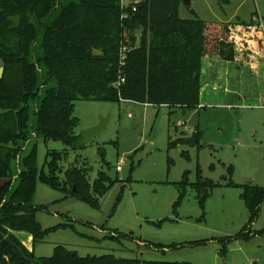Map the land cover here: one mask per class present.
<instances>
[{"label":"rangeland","instance_id":"obj_1","mask_svg":"<svg viewBox=\"0 0 264 264\" xmlns=\"http://www.w3.org/2000/svg\"><path fill=\"white\" fill-rule=\"evenodd\" d=\"M70 1L76 0H60L45 21L51 22ZM193 13L208 22L230 18L249 22L253 16L255 23L264 25V0H192L191 7L181 4L182 18H193ZM40 37L30 56L37 63L41 86L32 108L45 86L55 84L53 79L45 83L47 68L40 60ZM237 46L240 49H236L234 60L220 56L203 59L201 104L195 109L79 99L74 115L80 121L76 133L81 135L79 144L83 148L72 150L61 141L31 138L23 154L36 141L40 169L48 150L56 149L68 152L62 161L64 168L78 163L89 167L91 180L100 170L119 178L101 198L100 208L76 197H65L38 180L32 204L46 209L37 211V220L44 228L67 223L75 230L52 231L40 242L28 239L32 236L28 231L12 230L34 251V260L51 256L56 246L63 245L82 256L114 254L148 261L264 264V235L229 242L220 239L237 235L250 224L248 208L241 198L242 187L237 185L264 186V101L258 99L264 84L262 80L256 82L245 62L251 55L249 45ZM236 52H241L240 60ZM102 117H108L107 127L85 141L82 131L98 124ZM244 162L250 164L249 178L238 166ZM18 167L16 164L17 173ZM185 172L190 183H195L201 173L214 185L205 187L200 197L188 185L176 214V183L183 180ZM18 182L13 179L10 192ZM119 194L122 198L118 202ZM263 228L264 202L248 229ZM114 233L119 237L111 238ZM202 239L209 241L166 252L154 247Z\"/></svg>","mask_w":264,"mask_h":264},{"label":"trees","instance_id":"obj_2","mask_svg":"<svg viewBox=\"0 0 264 264\" xmlns=\"http://www.w3.org/2000/svg\"><path fill=\"white\" fill-rule=\"evenodd\" d=\"M59 1L0 0V67H4L0 77V177L9 179L0 189V264H196L114 254L82 256L63 245L56 246L51 256L34 260V251L12 230L28 231L34 242L44 241L50 232L61 228L75 230L73 224L67 223L44 228L37 220V211L46 209L32 204L38 180L63 192L65 197H76L100 208L101 198L119 178L100 170L91 180L89 167L78 163L64 168L62 161L68 152L56 149L48 150L40 169L36 141L29 151H23L33 136L61 141L72 150L83 148L79 144L81 135L76 133L80 121L74 115L79 99L133 101L183 109L199 107L203 59L225 58L231 46L243 42L239 34L253 24L251 46L264 52V28L253 19L240 21L243 28L235 29L232 23L208 22L196 13L193 18H182V0H126L124 5L122 0H76L63 5L59 14L46 22ZM17 15L21 17L20 24L9 20ZM40 35V60L47 68L45 83L53 79L55 84L45 86L32 108L41 86L37 63L30 56ZM122 77L125 80L120 82ZM14 178L19 182L10 192ZM211 183L201 173L195 183H190L185 172L183 180L176 183L179 196L174 212L178 213L188 185L200 197L205 187L214 185ZM237 186L242 187L241 198L251 224L260 214L264 186ZM121 198L119 194L118 202ZM250 224L237 235L220 239L229 242L233 238L264 235V228L252 231L248 229ZM118 237L116 233L111 235ZM208 241L160 243L154 247L166 252L205 245Z\"/></svg>","mask_w":264,"mask_h":264},{"label":"crops","instance_id":"obj_3","mask_svg":"<svg viewBox=\"0 0 264 264\" xmlns=\"http://www.w3.org/2000/svg\"><path fill=\"white\" fill-rule=\"evenodd\" d=\"M192 1V0H191ZM252 19H254V17L252 16ZM241 20V19H240ZM240 20H238L237 18L234 19V18H230V19H227V20H222V21H214V22H224V23H232L235 26V29H242L243 27H241L242 25H239L241 22ZM244 21V20H243ZM238 24V25H237ZM263 28H264V25H261ZM255 30V26L254 27H250L247 28V30L244 32H241L239 34V37L240 39H243V42L242 43H238L233 46L235 51L236 49L239 51L240 47L237 46L238 44L243 46L245 45L246 43L249 45L248 48H250L251 50V55L250 56V59L248 61H245L246 64L249 66L250 68V71L252 72V74L255 75L256 77V82H257V79L258 81L259 80H262V83L264 84V52H261V51H258L256 48L252 47L251 46V43H252V31L254 32ZM243 44V45H242ZM237 53V52H236ZM241 52L237 53V56H236V59L240 60V58H242V55L240 54ZM260 93H258V99L259 100H263L264 101V85L262 87V89L259 91ZM124 102V101H123ZM9 179L8 178H4V177H0V189L1 187L8 181ZM12 188H13V184H12ZM255 230H259V229H254ZM13 233V232H12ZM15 236H17L16 232L13 233ZM258 235V234H257ZM257 235H253V236H257ZM252 236V237H253ZM18 237V236H17ZM19 238V237H18ZM28 239H32L33 240V237L29 235ZM23 242V241H22ZM24 243V242H23ZM25 244V243H24ZM28 247V246H27Z\"/></svg>","mask_w":264,"mask_h":264},{"label":"water","instance_id":"obj_4","mask_svg":"<svg viewBox=\"0 0 264 264\" xmlns=\"http://www.w3.org/2000/svg\"><path fill=\"white\" fill-rule=\"evenodd\" d=\"M183 3L188 5L189 7L192 6V1L191 0H182ZM9 20L12 21L15 24H20L21 22V17L19 15L17 16H11L9 17ZM95 53H99L98 51H95ZM225 58L227 60H234L235 59V49L233 46H231L226 53ZM4 72V67H0V77H2ZM107 121L108 117H102L101 120L99 121L98 124L86 128L82 131V137L85 141H91L95 136H98L106 127H107ZM250 164L248 162L244 163H238V166L240 169L243 171L245 177L249 178V172H252L250 170Z\"/></svg>","mask_w":264,"mask_h":264},{"label":"built area","instance_id":"obj_5","mask_svg":"<svg viewBox=\"0 0 264 264\" xmlns=\"http://www.w3.org/2000/svg\"><path fill=\"white\" fill-rule=\"evenodd\" d=\"M125 1H126V0H122L123 5H124ZM134 9H135V7H134ZM125 49H126V48L124 47V48L122 49V51H121V59H120V61H121L122 63H124L123 60H124V51H125ZM124 80H125V79L122 77L121 80H120V82H121V81L123 82ZM120 82H118V83H120ZM120 169H121V166L118 165V166H117V170H120Z\"/></svg>","mask_w":264,"mask_h":264}]
</instances>
